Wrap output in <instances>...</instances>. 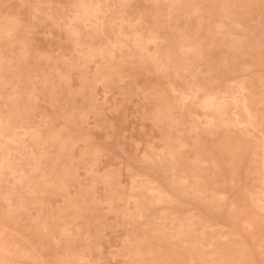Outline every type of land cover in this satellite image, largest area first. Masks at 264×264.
Returning <instances> with one entry per match:
<instances>
[{
    "label": "rangeland",
    "instance_id": "374dc122",
    "mask_svg": "<svg viewBox=\"0 0 264 264\" xmlns=\"http://www.w3.org/2000/svg\"><path fill=\"white\" fill-rule=\"evenodd\" d=\"M262 248L264 0H0V264Z\"/></svg>",
    "mask_w": 264,
    "mask_h": 264
},
{
    "label": "snow or ice",
    "instance_id": "6c2138e0",
    "mask_svg": "<svg viewBox=\"0 0 264 264\" xmlns=\"http://www.w3.org/2000/svg\"><path fill=\"white\" fill-rule=\"evenodd\" d=\"M4 7L7 8L8 5H4ZM222 199H223V198H222ZM262 252H264V248H262ZM260 264H264V260H262V261L260 262Z\"/></svg>",
    "mask_w": 264,
    "mask_h": 264
},
{
    "label": "bare ground",
    "instance_id": "6f19581e",
    "mask_svg": "<svg viewBox=\"0 0 264 264\" xmlns=\"http://www.w3.org/2000/svg\"><path fill=\"white\" fill-rule=\"evenodd\" d=\"M252 57V56H251ZM176 195V194H175ZM206 215H207V213H206ZM210 217V216H209ZM18 233V232H17ZM69 244V243H68ZM255 254V253H254ZM257 256V255H256ZM260 264V263H259Z\"/></svg>",
    "mask_w": 264,
    "mask_h": 264
}]
</instances>
